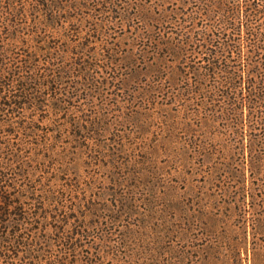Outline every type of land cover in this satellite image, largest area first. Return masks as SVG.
Segmentation results:
<instances>
[{
    "label": "trees",
    "instance_id": "1",
    "mask_svg": "<svg viewBox=\"0 0 264 264\" xmlns=\"http://www.w3.org/2000/svg\"><path fill=\"white\" fill-rule=\"evenodd\" d=\"M159 4L163 8L156 15L150 13L151 5L137 7L129 0H0V35H7L0 47V129L6 128L9 137L2 141L0 137V259L8 264H53L49 259L71 254L80 263L112 260L97 247L101 240L93 236L92 219L82 211L76 189L69 187L67 197L60 195L56 179L28 168L26 142L51 157L67 158L68 152L51 144L48 136L55 129L40 131L37 118L22 116L19 110L51 97L69 105L72 99L79 102L100 93L120 61L135 56L134 50L123 53L110 43L102 33L105 26L135 28L133 21L149 14L133 35L142 40L145 59L161 62V83L153 94L161 96L163 105L174 106L178 117L187 115L183 125H222L234 133V144L243 147L240 128L246 125L247 112L257 124L252 126L264 131L259 116L264 114V0H159ZM86 9L97 13L82 15ZM86 18L93 20V33L68 30ZM166 124L175 128L174 123ZM23 130H30L27 135L38 141L21 138ZM260 145L264 146V134L250 139L251 147ZM252 160L256 171L264 168L263 157L247 161ZM46 166L53 173L60 169L51 161ZM70 169L67 164L60 170ZM230 170L239 173L234 166ZM57 195L65 202L55 201ZM107 216L103 219L112 220ZM78 239L85 241L81 248H53L54 240L74 244Z\"/></svg>",
    "mask_w": 264,
    "mask_h": 264
},
{
    "label": "rangeland",
    "instance_id": "2",
    "mask_svg": "<svg viewBox=\"0 0 264 264\" xmlns=\"http://www.w3.org/2000/svg\"><path fill=\"white\" fill-rule=\"evenodd\" d=\"M129 1L137 7L151 5V14L158 15L163 8L159 0ZM95 13L86 9L81 14ZM148 15L136 18L135 28L115 24L103 28L119 51L134 50L135 56L120 61L100 93L83 95L79 102L72 99L69 105L51 97L36 107L26 104L19 109L22 116L37 118L40 131L55 129L48 136L51 144L68 152L67 158L51 157L26 142L28 168L35 175L45 171L46 179H56L60 195L67 197L65 189H76L75 196L85 207L82 211L87 210V218L92 219L93 236L101 240L97 247L112 258L105 264H264V168L256 171V162L247 161L256 155L264 160V146H250V139L264 131L252 126L257 124L247 112L246 125L240 128L246 141L243 147L234 144V133L222 125H183L187 115L178 117L174 106L163 105L161 96L153 94L161 83V62L145 59L142 40L133 35ZM92 23L86 18L84 24L73 23L68 30L93 33ZM6 36L0 35V47ZM40 91L47 93L45 88ZM259 116L264 120V114ZM23 132L21 138L38 141L27 135L30 130ZM7 133L0 129L1 141L8 140ZM48 161L60 169L71 164V169L49 172ZM226 166L228 173L222 172ZM55 201L63 203L65 198L57 195ZM107 215L113 217L109 222L103 219ZM75 242L54 240L53 248H81L85 241ZM63 257L49 261L83 263L73 254ZM8 263L0 259V264Z\"/></svg>",
    "mask_w": 264,
    "mask_h": 264
}]
</instances>
